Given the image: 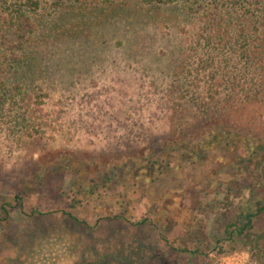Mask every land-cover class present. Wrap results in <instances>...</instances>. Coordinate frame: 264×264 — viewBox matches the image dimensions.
<instances>
[{"label": "rangeland", "instance_id": "rangeland-1", "mask_svg": "<svg viewBox=\"0 0 264 264\" xmlns=\"http://www.w3.org/2000/svg\"><path fill=\"white\" fill-rule=\"evenodd\" d=\"M161 26V33L176 37L185 21L179 16ZM167 44L170 57L179 44L174 39ZM111 53L106 61L87 66L80 78L81 71L65 76L67 65L54 70V87L46 90L43 102L44 132L20 145L0 134V215L2 207L8 212L0 223V264H95L105 254L110 264H264V217L247 238L224 241L227 225L238 219V212L225 209L229 203L236 207L243 191L232 177L223 182L218 175L237 173L235 154L218 146L208 154L210 163L195 166L187 144L182 149L167 144L191 135L202 144L209 133L196 137L197 129L212 116L210 126L218 133L222 125L234 124L241 139L251 142L252 162L244 168L255 189H261L264 149L258 148L254 132H264V89L232 97L223 88L209 93L203 80H187L188 89H197L198 99L211 108L198 110L192 102L196 95L179 88L169 94L172 76L151 77L161 69L155 59L145 58L151 72L142 78L136 72L141 64ZM191 57L169 58L178 67V83L187 70L194 72L198 58ZM153 86L160 93L154 100L145 93ZM201 144L191 147L193 153H201ZM161 150L176 163H171L170 178L154 185L144 180L150 170L140 161ZM41 166L59 167L44 190L27 178L33 170L40 174ZM72 188L89 194L76 203Z\"/></svg>", "mask_w": 264, "mask_h": 264}, {"label": "trees", "instance_id": "trees-1", "mask_svg": "<svg viewBox=\"0 0 264 264\" xmlns=\"http://www.w3.org/2000/svg\"><path fill=\"white\" fill-rule=\"evenodd\" d=\"M179 16L185 26L176 37L161 33L164 28L161 25L177 22ZM171 39L179 45L176 51L170 52V57L198 58L194 72L187 70L179 83L175 59L168 56L171 47L167 42ZM111 52H119L141 64L142 71L136 72L142 78L151 72L145 58L158 61L160 73L153 72L151 77L158 76L163 81V77L172 76L169 94L173 88H179V93L196 95L198 90L188 89L186 82L203 80L209 93L223 88L232 97L244 91L250 95L252 90L264 89V0H0V134L14 145H20L30 142L36 132H44L48 123L43 102L46 90L54 87V70H59V65H67L70 70L65 76L81 71L77 76L80 78L87 66L106 61L113 56ZM84 57H91V61H84ZM153 87L151 91L150 87L146 88L145 93L154 100L160 93L156 91L158 87ZM194 98L192 102L198 110H211L204 98L198 99L197 95ZM213 119L212 116L210 121L202 122L197 129L201 135L196 137L209 133L204 136L206 143L196 144L198 138L191 135L190 140L172 139L167 144L181 149L187 144L186 150L195 166L210 163L208 154L218 146L239 160L237 173L218 175L223 182L232 177L243 191L242 202L236 207L229 203L225 209L234 211L233 214L238 212V219L226 227L224 241L228 242L234 236L247 238L255 222L264 217V187L256 190L253 178L244 168L246 162H252L251 142L245 137L241 139L234 124L222 125L218 133L214 130L217 126H210ZM263 133L254 132L260 140V150L264 149ZM200 144L203 150L197 155L191 147L200 148ZM163 152L140 161L150 170L144 180L154 185L168 180L174 171L171 163H176V159L166 157ZM183 156L179 152V159ZM41 168L44 170L40 174L33 170L27 173V178L38 181L44 190L59 167ZM87 190L72 188L74 202L78 203L82 194L88 195ZM2 212L0 223L8 218L3 207ZM65 217L74 224L85 225L70 215ZM108 258V254L102 255L95 264L112 263Z\"/></svg>", "mask_w": 264, "mask_h": 264}]
</instances>
